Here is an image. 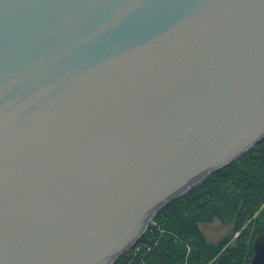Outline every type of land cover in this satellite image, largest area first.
Returning a JSON list of instances; mask_svg holds the SVG:
<instances>
[{
	"label": "water",
	"instance_id": "obj_1",
	"mask_svg": "<svg viewBox=\"0 0 264 264\" xmlns=\"http://www.w3.org/2000/svg\"><path fill=\"white\" fill-rule=\"evenodd\" d=\"M262 138L264 0H0V264H113Z\"/></svg>",
	"mask_w": 264,
	"mask_h": 264
},
{
	"label": "trees",
	"instance_id": "obj_2",
	"mask_svg": "<svg viewBox=\"0 0 264 264\" xmlns=\"http://www.w3.org/2000/svg\"><path fill=\"white\" fill-rule=\"evenodd\" d=\"M230 230L207 239L201 224ZM264 233V138L161 208L134 245L113 264H249Z\"/></svg>",
	"mask_w": 264,
	"mask_h": 264
},
{
	"label": "rangeland",
	"instance_id": "obj_3",
	"mask_svg": "<svg viewBox=\"0 0 264 264\" xmlns=\"http://www.w3.org/2000/svg\"><path fill=\"white\" fill-rule=\"evenodd\" d=\"M201 229L203 230L207 239L211 241H217L227 232H229L230 226L224 225L218 221H214L210 224H201Z\"/></svg>",
	"mask_w": 264,
	"mask_h": 264
}]
</instances>
